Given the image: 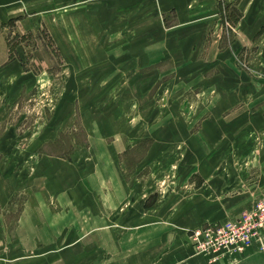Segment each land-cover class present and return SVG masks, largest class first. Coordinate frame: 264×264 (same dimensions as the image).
<instances>
[{
    "label": "rangeland",
    "instance_id": "374dc122",
    "mask_svg": "<svg viewBox=\"0 0 264 264\" xmlns=\"http://www.w3.org/2000/svg\"><path fill=\"white\" fill-rule=\"evenodd\" d=\"M3 1L0 189L11 175L21 191L0 198V252L13 264H133L130 246L151 228L168 236L136 264H181L164 258L178 247L220 264L197 252L195 231L227 226L264 196V0H248L258 20L240 25L229 12L245 3L220 1L208 42L223 50L186 62L136 50L159 32L130 0ZM25 200L51 210L37 216L35 248L25 229L16 241ZM258 246L221 264H264Z\"/></svg>",
    "mask_w": 264,
    "mask_h": 264
},
{
    "label": "crops",
    "instance_id": "0c3cea01",
    "mask_svg": "<svg viewBox=\"0 0 264 264\" xmlns=\"http://www.w3.org/2000/svg\"><path fill=\"white\" fill-rule=\"evenodd\" d=\"M135 9L141 8V11L138 15L140 20H154L157 23L154 28L151 25L153 30H157L159 33H153L151 36L146 34H141L142 39L139 40V45L136 44V50L139 49V52L149 54L150 57H156L159 53V60L161 59H173L176 61L185 62L194 56V54H200L202 52L220 54L223 49L218 46L217 40H213L210 44L208 42L210 24L212 18L216 15L217 10L216 6L222 0H130ZM12 2L9 0H4L1 4L8 5ZM223 3L229 5V7L234 6L236 8L242 3H245V9L240 11V13L235 16V12L230 10V19L236 21L237 25H240L243 21H255L258 20L257 16H252L247 14L248 0H223ZM234 14V15H233ZM172 15V16H168ZM164 18L170 21H174L169 25H165ZM149 27V26H148ZM255 27V26H254ZM255 33L259 30L255 27L253 28ZM254 33V32H253ZM156 36H159L156 37ZM160 41L161 47L154 45L156 42ZM216 43V44H215ZM205 46H207L205 48ZM155 49V50H154ZM155 52V54H154ZM158 57V56H157ZM5 174V173H4ZM3 174V175H4ZM39 177V174H37ZM4 179L8 180V186L6 194L4 188L0 189V198L2 204H8L10 198L14 192L21 191V186L18 181L15 182V179L11 175L3 176ZM37 178V179H38ZM35 185V184H34ZM71 199V198H70ZM39 202V201H38ZM236 206H231L235 208ZM241 209H235V211H240ZM51 212L48 207H43L41 205H36L32 208L28 207L26 200L22 204L20 211L18 212V221H16L15 231H16V241L20 243L22 235H24L23 230H27V244L30 248H35L40 246V228L41 225L38 223L37 216L38 214ZM234 213V212H233ZM46 224V223H44ZM100 224H94L87 227L91 229H97ZM48 228L50 232V242H53L56 238L55 227L49 223ZM151 228L145 229V231H139L137 234V240L132 242L130 249L135 251V256L133 264L138 262V256L143 255L145 260L150 257L151 245L158 237L168 236L167 230L160 233V236L157 237L156 232L150 230ZM53 235V236H52ZM52 239V240H51ZM162 239V238H161ZM22 242V241H21ZM178 245V243H177ZM176 252L166 251L164 258H170L176 253V259H182L181 264H208L207 261L202 256H191L188 259L182 258V254L185 252L183 248H177ZM131 251V250H130ZM3 253L7 254L2 255ZM180 253V254H179ZM8 252H0V264H13L14 257L8 255ZM13 255V253L11 254ZM250 253L247 252V255L241 261H247L251 258ZM15 256V255H14ZM180 256V257H179ZM163 259V258H162ZM224 259H220V264ZM226 261V260H224ZM240 261V262H241ZM223 263V262H222ZM210 264V263H209ZM213 264V263H212ZM218 264V263H216Z\"/></svg>",
    "mask_w": 264,
    "mask_h": 264
},
{
    "label": "built area",
    "instance_id": "2783aa9c",
    "mask_svg": "<svg viewBox=\"0 0 264 264\" xmlns=\"http://www.w3.org/2000/svg\"><path fill=\"white\" fill-rule=\"evenodd\" d=\"M193 238L197 252L212 261L238 255L256 240H259L258 249L264 256V196L254 209L244 212L227 226L197 230Z\"/></svg>",
    "mask_w": 264,
    "mask_h": 264
}]
</instances>
